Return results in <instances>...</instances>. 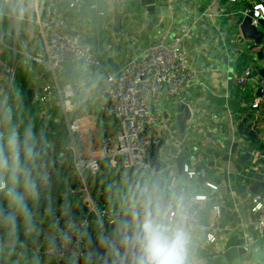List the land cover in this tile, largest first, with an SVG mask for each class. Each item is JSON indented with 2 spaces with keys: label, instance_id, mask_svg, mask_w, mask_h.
Returning a JSON list of instances; mask_svg holds the SVG:
<instances>
[{
  "label": "crops",
  "instance_id": "1",
  "mask_svg": "<svg viewBox=\"0 0 264 264\" xmlns=\"http://www.w3.org/2000/svg\"><path fill=\"white\" fill-rule=\"evenodd\" d=\"M61 1L57 13L63 16L68 12L72 13V18H65L71 31L89 45L100 66L91 69L82 65H68L57 73L58 85H72L74 96L64 107L57 94L53 93L45 106L56 109L50 118H45L41 110L35 115L30 114L28 110L32 105L23 111V100L27 91L34 89L36 96L40 86L53 83V76L46 78L42 67L35 65L27 57L42 48L36 22L42 18L41 6L46 0H0L3 10L0 16L10 19L8 24H0V45L3 42L7 47L0 46V58L15 60V74L11 85L8 86L0 80V156L8 154L10 135L37 137L41 118L44 116V132L57 133L56 139L43 138V142L49 145V150L55 153V156L49 158V166L57 167L59 152L68 147L73 149L69 160L61 163V174L55 180L56 191L48 194L49 201H56L61 219L65 217V222L70 223L77 221L84 211L78 193L82 181L74 169H71L74 159L90 158L98 152L100 139L116 132L114 120L104 118L99 112L101 105H107L105 97L100 93L101 84L107 74L117 72L132 57L152 47L161 28L156 26L149 30L152 16L140 2L119 0L121 7L130 5L132 14L126 15L121 32L116 34L112 31L113 5H105L106 0H80L77 10L68 8L70 0ZM162 3L163 6H156L154 11L159 18L158 24L172 28L185 22L195 24L187 41V48L190 64L196 73L189 88L190 112L198 121L187 131L183 140L175 138L177 145L174 146V155L194 147L187 145L189 139L199 146L208 144L209 140L204 138L208 132L220 136L229 134L226 142L228 145L237 136V126L241 119L247 114H253L251 101L257 96L259 83L264 77V37L261 46H254L251 40H240L239 30L242 15L250 10L254 11V7H259L258 12L264 11V0H162ZM260 30L264 34V27ZM244 68H250L252 73L240 85L237 78ZM35 103L34 101L33 106L37 105ZM203 110L205 113H202ZM153 111H160L164 119L175 117L178 113L170 106L166 92L153 105ZM47 119L52 120L55 125L52 130L46 127ZM59 123L64 124V135L58 128ZM72 123L76 126L73 131L69 128ZM253 131L257 136L253 140H246V145H256L258 149L242 167L241 172L234 169L232 162L224 165L225 169L220 173L204 168L211 178L205 180L215 186V190L205 189L197 177L190 180L185 174L179 175L173 167L177 175V196L185 201H194L197 197L204 196L205 199L198 201L197 207L203 210L211 205L213 209L210 212L209 225L218 228L215 232L216 242L213 244L205 241L203 231H197L186 255V264H223L221 256L228 248L243 247L257 241L263 247L264 234L251 243L247 240L251 218L249 208L245 213L243 207L241 208L247 221L245 225L235 209L244 204L249 206L251 198L256 196L249 190L254 183L253 176L264 174V168H260L258 164L259 153L264 154V111ZM199 140L201 143L198 144ZM19 163L20 168L25 170L24 161ZM197 164L191 163L185 167L188 171H194ZM218 167L217 163L215 168ZM3 175L11 186L12 181L6 177L8 173L0 169V176ZM158 177L160 181L152 193L155 204H160L165 197V177L161 173L135 178L137 186L133 187L128 182L129 173L127 177H122L118 171L102 164L97 176L86 175V183L99 211L106 210L118 215L132 213L131 223L126 224L139 225L149 211L156 213L154 207L143 198L139 188L144 184L152 188ZM259 189L260 194H264V182L259 185ZM71 191L75 193L71 194ZM0 201L3 203L0 207L4 211L12 210L6 193H0ZM41 203L42 201L30 205L33 210L30 226L19 219L15 226L11 225L7 219L9 215L1 222L0 264H54L52 258L32 250L34 238H39L42 245L46 246L57 228L60 229L50 225L49 203L44 211L38 212ZM215 207L219 210L218 221L214 219ZM91 224L95 226V236L99 237L101 227L96 217L92 218ZM121 227L117 229L112 241H118ZM19 234H23L22 238H19ZM106 256V264H116L114 255L108 252Z\"/></svg>",
  "mask_w": 264,
  "mask_h": 264
},
{
  "label": "built area",
  "instance_id": "2",
  "mask_svg": "<svg viewBox=\"0 0 264 264\" xmlns=\"http://www.w3.org/2000/svg\"><path fill=\"white\" fill-rule=\"evenodd\" d=\"M141 2V0H132ZM107 3L118 6L119 0H106ZM61 0H46L41 6L42 18L36 22L42 48L36 50L34 54L27 57L35 64L53 76L51 85H42L37 90L35 102L42 107L48 105L53 93H56L62 106L68 105L74 96L73 87L70 84L58 85L57 73L61 72L68 65H82L87 68H98L100 62L93 55L89 45L70 32V24L65 17L57 13ZM80 0H70L68 8L77 10ZM259 7H254L253 26L257 27L256 19H264V11L258 12ZM3 10L0 6V15ZM194 23L185 22L177 28L165 26L159 29L156 45L149 47L143 52L135 55L130 61L121 67L117 72L107 74L101 84L100 93L108 96L112 109L103 104L99 108L100 114L106 119H112L116 125V132L113 135L105 136L99 141L98 152L88 159L76 158L71 169L77 173L82 181L78 190L81 204L84 211L75 222H64L58 229L61 215L55 200L51 199L48 207L49 222L57 232L43 246L39 238L32 241V250L52 258L54 264H85L89 256L87 250L86 234L92 223V218L96 217L101 230L111 224L118 214L110 213L106 210L99 211L93 200L91 191L86 183V175L97 176L106 164L107 168L116 170L122 177H127L130 170L135 173V178L140 172L142 177L147 174L154 176L148 165L149 148L159 140L165 139L170 146L177 145L175 128V117L169 116L164 119L161 112H154L153 105L160 100L163 92L169 96V104L172 108L178 104H183L190 109L191 99L189 88L195 78V71L190 64V54L187 48V41L190 39ZM2 48H7L1 42ZM252 70L244 68L237 78L238 84L242 85L251 76ZM15 74V60L0 58V80L8 86ZM260 92L251 101V109L255 119L259 120L264 111V77L259 83ZM202 113H205L203 110ZM194 116L187 121V130L196 124ZM71 131L76 129L74 124H70ZM72 148L62 151L63 158L57 167L49 168V158L55 156L49 148H40L32 154V174H40L43 177V186L40 201L49 194V189L53 184V178L61 174V163L68 161ZM53 154V156H51ZM6 156V155H5ZM264 154L259 153L258 164L264 168ZM58 162V160H57ZM159 162L163 164L161 174L165 177L164 193L165 197L160 204H155L150 185L144 184L140 189L143 198L154 207V211L162 212L166 217L174 222L182 224L188 235L187 252L189 253L192 242L197 231L204 232L205 241L213 244L216 242L215 232L218 228L208 226L201 228L198 222V201L205 199L204 196L197 197L194 201L181 200L177 196V175L173 166L164 157H159ZM8 171H5L7 173ZM183 173L190 180L197 176L201 179V185L205 189L215 190L216 187L205 179L206 172L201 169L199 172L188 171L184 166ZM146 174V175H145ZM0 176V193H6L8 182ZM75 191H71L74 194ZM213 209V207H212ZM0 207V240L2 234ZM215 221H218L219 210L215 207ZM251 218L248 223L249 232L247 240L249 243L257 240L264 234V194H259L251 198L249 204ZM210 224V223H209ZM139 230V225L125 224L121 227L118 240L128 237L126 247H120L114 255L116 264H127L126 260L135 258V234ZM55 248V254L50 253V249Z\"/></svg>",
  "mask_w": 264,
  "mask_h": 264
},
{
  "label": "water",
  "instance_id": "3",
  "mask_svg": "<svg viewBox=\"0 0 264 264\" xmlns=\"http://www.w3.org/2000/svg\"><path fill=\"white\" fill-rule=\"evenodd\" d=\"M105 3V5H109V3L107 2ZM140 4L141 6L145 7L148 14L152 16V22L149 26V30L153 29L156 26L162 28L163 26L161 24H158L159 18L154 14L156 6H163L162 0H141ZM111 12V16L113 17L112 31L116 34L120 33L122 30V22L123 20H125L127 14H132V9L130 5L121 7L115 3V5H113L111 8ZM7 13L9 12L7 11ZM64 17L72 18V13L68 12L64 15ZM253 20V10H250L246 14L242 15V19L239 24L240 40L248 39L253 42L254 46H261L264 34L260 30V28L264 27V20H262L261 18H257L255 20L257 27L259 28L253 26ZM70 33L74 35L73 32ZM155 45L156 43L152 46ZM262 72L263 77L264 68L262 69ZM49 75V73H45L46 78ZM259 92L257 95H259ZM34 97V89H31L26 92L22 106L23 111H26L28 106L33 105ZM104 97L108 108L112 109L108 96ZM173 109L178 112L175 116V128L177 130L176 139L181 141L184 139L188 131L187 121L192 118V114L190 112V109L183 104H178L174 106ZM164 117L166 118L167 116L165 115ZM248 122H251V124H248ZM258 124L259 120L255 119L253 114H247L241 119L240 124L237 126V136L232 140L230 144H226L229 138V134L220 136L219 134L208 132L205 134L204 137L205 139L209 140L208 144H202L199 146L189 139L187 141V145H194V147L190 148L187 152L182 150L178 152L176 156L174 155V146L168 145L165 139L159 140L156 144L151 145V147L149 148L148 165L154 174L162 173L164 166L159 162V157L162 156L173 165L179 175L184 174V166L189 165L191 163H198L196 168L194 169L195 172H199L201 169L208 168L214 169L215 173H220L225 169L224 165H228L230 162H232L234 165V169L238 172H241L242 167L251 160V156L258 149L256 145L247 146L248 144L246 143V140H253L256 138L257 133L253 131V128L256 127ZM44 128V116H42L40 132L37 137L25 138L23 136H15L21 151L20 161H24L25 170H28L30 172L32 170V154L36 153L40 148H49V145L43 142L45 133ZM199 143H201V140H199L198 144ZM51 156H53V154H51ZM62 158L63 154L62 152H59L57 157L58 162L56 166H59ZM217 163L219 167L215 168ZM53 167L54 166H51L47 168V170H50ZM64 178L65 177H63V179ZM197 178L198 181H201L198 176ZM205 178L206 180L211 179L209 177V174H206ZM253 179L254 183L250 186L249 190L253 195H259V185L264 182V174H255L253 176ZM53 180L54 184L50 187L49 192L56 191V177ZM159 181L160 177L157 178L156 184L151 188V191L155 192L156 186L158 185ZM128 182L129 185L133 187L137 186V181L135 179V173L133 170L129 171ZM48 202L49 196L47 195L42 200L38 212L44 211ZM241 208L244 210L242 211L245 213V211L248 210L249 206L247 204H244L235 207L236 211L240 213V216L243 219V224L245 225L247 221L245 215H243V213L241 212ZM211 210L212 206L207 205L203 210L198 211L197 225L199 227L206 228L209 226ZM11 212L12 210H2L1 222L4 221L5 217L11 214ZM132 218V213L118 215L111 224L105 226V230H101L99 237L95 236V226L94 224H91L87 230V234L85 237L87 242V250L89 252V256L85 264H106L108 260L106 254L109 252V250L105 244V241H112L116 235L117 229L126 223H131ZM65 221L66 218L63 217L58 227L61 228ZM22 236L23 234H19V238H22ZM221 257V261L223 264H264V245L262 247L261 243L257 241L253 244H249L243 247L228 248L222 253ZM133 260L134 258H129L126 260V263L132 264Z\"/></svg>",
  "mask_w": 264,
  "mask_h": 264
},
{
  "label": "clouds",
  "instance_id": "4",
  "mask_svg": "<svg viewBox=\"0 0 264 264\" xmlns=\"http://www.w3.org/2000/svg\"><path fill=\"white\" fill-rule=\"evenodd\" d=\"M20 147L15 135L9 137V150L0 156V169L12 174V184L7 187L6 197L12 213L8 222L15 226L18 219L25 225L32 224L33 210L30 206L40 200L43 177L20 168ZM18 173H22L18 174ZM135 258L132 264H186L188 235L182 224L169 220L162 212L149 211L139 222L135 234ZM128 237L118 241H105L109 253L115 255L120 247H126ZM55 248L50 253L55 254Z\"/></svg>",
  "mask_w": 264,
  "mask_h": 264
},
{
  "label": "trees",
  "instance_id": "5",
  "mask_svg": "<svg viewBox=\"0 0 264 264\" xmlns=\"http://www.w3.org/2000/svg\"><path fill=\"white\" fill-rule=\"evenodd\" d=\"M9 23L10 22V19L9 18H5V17H1L0 16V24H3V23ZM35 104H37V103H35ZM37 105H39V104H37ZM37 105H35V106H30L29 107V110H28V112L30 113V114H33V115H35V114H37L38 112H39V110H41L42 111V113L44 114V116H45V118H50V116L51 115H53L54 113H55V111H56V109L55 108H47V107H44V108H41L40 106H37ZM55 125H54V123L52 122V120H50V119H47V121H46V127H47V129H51L52 130V128L54 127ZM58 128L60 129V131H61V133H62V135H64V133H65V127H64V124L63 123H59L58 124ZM56 135H57V133L55 134V132L53 131V132H45L44 133V137H45V139H47V140H53V139H56ZM58 143V142H57Z\"/></svg>",
  "mask_w": 264,
  "mask_h": 264
},
{
  "label": "rangeland",
  "instance_id": "6",
  "mask_svg": "<svg viewBox=\"0 0 264 264\" xmlns=\"http://www.w3.org/2000/svg\"><path fill=\"white\" fill-rule=\"evenodd\" d=\"M65 120V119H64ZM20 164V163H19ZM20 167H21V165H20ZM8 173V175L6 176V177H8V179H9V181H12V174L10 173V172H7ZM138 176L139 177H142V174L139 172L138 173ZM9 185V184H8ZM3 203L0 201V205H2Z\"/></svg>",
  "mask_w": 264,
  "mask_h": 264
}]
</instances>
